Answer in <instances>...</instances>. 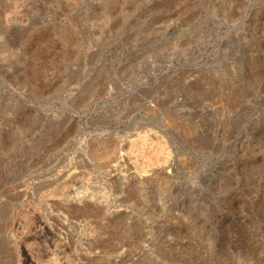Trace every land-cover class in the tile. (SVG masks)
I'll list each match as a JSON object with an SVG mask.
<instances>
[{
	"label": "rangeland",
	"instance_id": "rangeland-1",
	"mask_svg": "<svg viewBox=\"0 0 264 264\" xmlns=\"http://www.w3.org/2000/svg\"><path fill=\"white\" fill-rule=\"evenodd\" d=\"M2 84L0 264H264V0H0Z\"/></svg>",
	"mask_w": 264,
	"mask_h": 264
},
{
	"label": "bare ground",
	"instance_id": "bare-ground-1",
	"mask_svg": "<svg viewBox=\"0 0 264 264\" xmlns=\"http://www.w3.org/2000/svg\"><path fill=\"white\" fill-rule=\"evenodd\" d=\"M5 37V36H4ZM4 39H6V38H4ZM3 87H6L5 86V84H2V85H0V93L2 94V96H4V97H8V98H12V96L13 95H15V92L14 91H12V90H10L9 88H7L6 89V91L5 90H3ZM14 103V102H13ZM65 110H67V109H65ZM68 111V110H67ZM119 159V158H118ZM122 159V158H121ZM71 173H72V171L70 170L68 173H67V175L66 176H70L71 175ZM12 195V194H11ZM18 196V195H17ZM57 208V207H56Z\"/></svg>",
	"mask_w": 264,
	"mask_h": 264
}]
</instances>
